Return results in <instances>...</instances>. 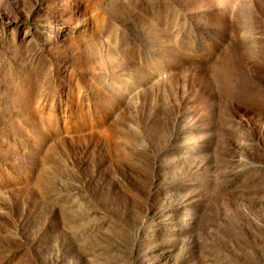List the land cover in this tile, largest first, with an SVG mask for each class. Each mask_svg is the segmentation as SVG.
<instances>
[{
	"label": "rangeland",
	"instance_id": "374dc122",
	"mask_svg": "<svg viewBox=\"0 0 264 264\" xmlns=\"http://www.w3.org/2000/svg\"><path fill=\"white\" fill-rule=\"evenodd\" d=\"M0 264H264V0H0Z\"/></svg>",
	"mask_w": 264,
	"mask_h": 264
}]
</instances>
